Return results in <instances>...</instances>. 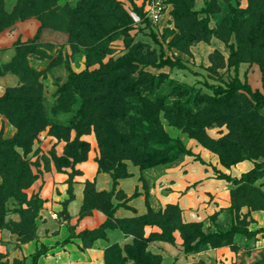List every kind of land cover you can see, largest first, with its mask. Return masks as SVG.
<instances>
[{
	"label": "rangeland",
	"instance_id": "1",
	"mask_svg": "<svg viewBox=\"0 0 264 264\" xmlns=\"http://www.w3.org/2000/svg\"><path fill=\"white\" fill-rule=\"evenodd\" d=\"M149 1L0 0V98L7 93L41 95L46 120L25 151L7 144L16 139L18 129L9 117L14 107L0 103V227L16 240L35 238L43 201L34 184L51 167L74 174L92 157L124 175L128 167L152 166L189 148L214 147L215 157L224 168L236 167L235 174L258 164L252 177L233 190L229 211L240 227L261 225L252 213H264V155L259 156L264 108L249 96H219L213 89L227 88L237 77L264 94V30L243 13L250 0H164L166 14L158 23L147 15ZM124 59L127 65L118 77L126 84L117 90H125L124 108L112 99L110 107L99 108V101L109 95V87L101 83L84 115L83 93L71 79ZM166 106L174 115L164 111ZM180 107L188 115L177 121ZM158 127L171 141L155 137ZM243 159L246 164L238 167L235 163ZM205 160L212 166L211 157ZM17 171L26 174L20 184ZM167 207L131 223L135 235L122 250L144 234L152 240L147 248L145 244L136 252L133 246L128 254L124 251L126 259L115 258L117 264H137L132 259L137 257L138 264H148L144 257L149 253L162 257L157 237L170 234L174 245L186 247L195 235L207 234L201 225L185 227L181 212ZM225 238L216 253L211 254L209 246L201 248L193 264H264V232Z\"/></svg>",
	"mask_w": 264,
	"mask_h": 264
},
{
	"label": "crops",
	"instance_id": "2",
	"mask_svg": "<svg viewBox=\"0 0 264 264\" xmlns=\"http://www.w3.org/2000/svg\"><path fill=\"white\" fill-rule=\"evenodd\" d=\"M3 94L1 90L0 96ZM190 150L194 155H181L169 163L142 169L128 167L129 175L116 181L92 157L77 166L79 172L74 174L68 168L51 167L39 179V184H34L43 201L36 218L35 238L22 243L10 230L0 229V264H106L109 248L123 247L132 241L119 221L145 216L150 209L163 211L169 205L179 207L183 223L199 224L207 234L229 232L237 225L231 221L229 208L233 190L240 184L229 182L221 174L240 179L254 168L235 174L236 167L224 168L211 150ZM206 155L212 158V166L205 160ZM244 164L245 161L237 166ZM216 171L221 173L217 175ZM89 182L93 191L90 196L87 194ZM106 193L110 196L104 201L102 195ZM108 208L113 212L110 221L114 226L107 227L98 236L88 234L109 221ZM252 214L261 225L248 229L260 232L264 228V213ZM157 246L162 254L161 264H193L192 257L201 255L203 247L209 246L211 254L219 249L205 244L187 252L182 244L162 240Z\"/></svg>",
	"mask_w": 264,
	"mask_h": 264
},
{
	"label": "trees",
	"instance_id": "3",
	"mask_svg": "<svg viewBox=\"0 0 264 264\" xmlns=\"http://www.w3.org/2000/svg\"><path fill=\"white\" fill-rule=\"evenodd\" d=\"M243 13L249 15V18L247 19V20H250L249 23L252 22L253 26L257 27V29L261 30V28H262L264 30V0H250L249 9L247 10V12H243ZM251 16H252V18H251ZM249 37L252 38V36H249ZM126 65H127V62L124 59V60H121L120 62H117V63L107 64L100 71H97L94 73L87 72V73H83V74H75L74 75V77L71 79L70 83L72 85L75 84V86L79 89V92L81 94L83 93V98L85 99V112L83 111L84 115L86 114V107L90 108V106H92V100H89V98L91 99V95H92L93 91H95L96 89L101 87V85H100L101 83H104L103 85L109 87L108 88L109 89V95L107 97H105L103 100L99 101V108L110 107L111 104H109V103H110L111 99L113 101H115V103L119 104V109L122 110L124 108V106H125L124 91L125 90L122 89L123 92H118L117 90H119L120 87H122L126 84L124 81L125 78L121 79L118 77V72H120L123 68H125ZM27 74H29L30 78L33 77V74L31 72L27 73ZM68 86H70V85H67V87ZM213 89H214L215 93L219 96L220 95H225V96L226 95H229V96L238 95V96L244 97V98H245V96H249L250 100H252L258 108H264V94L261 92H258V91H253L251 86L248 83H243L237 77L232 79V81L229 83L227 88L218 87V88H213ZM20 90H22V89L15 90V92H19ZM28 95H29V98H27ZM3 102H5V105H7L8 107H14L13 109L10 108V110H9L10 116L9 117L12 120L13 124L18 129V134H17L16 139L14 141H11L10 143H7V144H10V145L11 144H17L21 148H23L25 151H28L27 145H31L34 142V140L36 139V137L38 136V134L46 127V120H45V115H44L42 96L34 94V93H32V94L26 93L25 95L19 97L16 94L13 95V93H7L5 96L0 98V103H3ZM164 109H165L164 111H168L167 113L171 112V113H173V115L175 113L174 109H171L168 106H166ZM114 111H116V109H114ZM0 112H2V110H0ZM93 113H94V111H93ZM187 115H188V113L185 112V109L180 107V111L178 113H176L174 117L178 118L177 121H180V119H184L185 116H187ZM90 125H93V123H90ZM155 134H156L155 137L162 136V138L164 139V142L171 141V138L166 134V132H164V130L161 127H158V130L156 131ZM203 137H205V136H200L197 138L200 140ZM212 149L216 150L214 147ZM259 149L261 151L259 153V156L262 157L264 155L263 143ZM219 154L221 155V152H219ZM181 155H191L192 156L194 154L190 149H184V150H182L181 153L175 155L174 157L171 156L167 160L160 161L157 163L155 162L154 164H151L152 166H147V167H142V168H149V167H153V166L160 165L163 163H169V162L174 161L175 159H177ZM17 156H18V159L21 160V155L17 154ZM242 161H244V159L237 161L235 164L242 162ZM231 165H233V163H231ZM99 166H100L101 170H103L105 172L112 173L115 181L119 178L126 177L129 175L127 168H126V173L124 175H117L114 170H109V169L104 168L101 165V163H99ZM257 166H258V164H256V167L252 171L244 174L240 179H238V178L233 179L229 176L222 175V174H221V177L228 180L229 182H233L234 184H240L241 182L245 181L247 178L252 177V174L254 172H256L255 169H257ZM14 176H15L16 182L20 184L21 181H23V179L25 178L26 174L17 171L14 174ZM30 183L31 182H29L27 184L30 185ZM90 192H93V191H92V183L89 182L87 184V194H89V196H90ZM109 196H110V194H107V193L102 195V197H106V198ZM169 208H177L181 212L179 207L171 205V206L167 207V209H169ZM106 211L109 215V221L105 225H103L101 227V229L94 231V232H88V234H90L92 236H98L101 233H103L104 229H106L107 227L114 226L112 221H110V218H112V216H113V212L111 211V208H108ZM161 212L162 211H160V213ZM153 213H154V211L150 209L148 215L121 220L118 222V224L121 227V229L125 232L126 235L134 236L135 234H134L133 230L130 229L131 223L139 221V220H144L150 214H153ZM162 215H164V214H162ZM1 217H2V214H0V219H1ZM146 225H150V223H146ZM194 225L199 226V224L184 223V226L187 228H191ZM0 229H2V227H0ZM261 231L264 232V228H262ZM237 232L238 233H244V234L251 233V231L248 228L240 227L238 225H234L232 227V229L227 233H218L219 237L214 238V239H213L212 235H215L216 233H214V234L199 233L198 235H195L193 237V240L191 241V243L186 245L185 250L187 252L188 251L189 252L195 251V250H198L202 245H205V244H209L213 247H218V246H220L219 245L220 242H223L226 240V238H225L226 235H232V234H235ZM190 235H192V234H190ZM156 239H160L162 241H167V242H170L172 244L174 243V239L171 237L170 234L165 236V238L157 237V238H155V240ZM138 240H139V242H136L135 245L132 244V245L127 246L125 248V250H122V248L119 245H114L111 248H109L107 253H106V264H117L115 261V258H119V257L122 258L124 255V251L127 252V254H128V252L132 251V249H131L132 246H133V250H135V252L137 251V249L139 247H141L143 245L145 246V244H146V248H147L149 240H152V239L145 238V234H144L143 237H139ZM37 254H40V252H38ZM123 258L126 259L125 257H123ZM144 258L148 264H152L154 261L156 262V264L162 263V257L161 256L153 255L151 253H149ZM132 259L135 262H137V264L141 262V258L137 257V258H132ZM123 264H127V263L124 262Z\"/></svg>",
	"mask_w": 264,
	"mask_h": 264
},
{
	"label": "built area",
	"instance_id": "4",
	"mask_svg": "<svg viewBox=\"0 0 264 264\" xmlns=\"http://www.w3.org/2000/svg\"><path fill=\"white\" fill-rule=\"evenodd\" d=\"M167 5L164 0H150L147 8V15L150 21L158 23L166 14ZM57 217V215H55Z\"/></svg>",
	"mask_w": 264,
	"mask_h": 264
}]
</instances>
